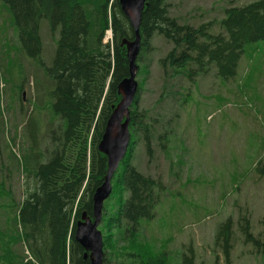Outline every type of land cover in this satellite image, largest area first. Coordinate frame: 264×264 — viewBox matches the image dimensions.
Wrapping results in <instances>:
<instances>
[{"label": "trees", "instance_id": "1", "mask_svg": "<svg viewBox=\"0 0 264 264\" xmlns=\"http://www.w3.org/2000/svg\"><path fill=\"white\" fill-rule=\"evenodd\" d=\"M236 1L229 0L221 20L210 18L195 26L182 23L180 17L173 15L172 0H148L139 30L142 41L136 78L141 79H136L138 92L130 108L131 141L112 178L113 191L104 202L99 226L104 234V264H170L171 256L165 248L171 242L163 239L160 250L162 245L147 242L139 230L143 219L156 216L167 186L162 175L140 171L134 163L136 149L144 145L149 157L154 156L152 143L163 136L171 115L174 120V113L167 112V99L174 95L178 109L185 103H178L185 99L182 94H189L200 77L214 74L230 80L237 74L243 56L252 57L258 51V43L264 42V0L241 5ZM4 2L20 41V55L6 60L11 64L9 75L13 82L21 57L29 56L32 60H24L39 67L44 52V19L53 34L59 31V37L52 64L44 67L46 77L40 79L36 98L42 111L49 109L45 133L49 143L40 146L45 137L40 132L41 117L27 116L23 137L19 124H15L13 137L14 141L22 140V153L19 157L13 152V157L20 171L27 178L33 177V189L27 183L18 200L16 187L11 185L15 172L6 170L5 164L0 167V264H91V257H84L86 250L76 240L75 228L84 215L93 218L94 193L108 172L107 156L99 150V143L108 118L122 98L118 85L130 75L127 45L135 39V32L119 0ZM216 25L222 31L212 33L210 30ZM109 30L112 37L104 42ZM156 34L173 46L160 59L164 84L156 107H152L141 104V96L152 64L145 61V54L155 52ZM16 87L14 84L13 95L22 99L24 90L17 93ZM27 109L21 105L23 117ZM1 131L0 123V134ZM157 145L173 163V136L167 148L160 142ZM257 171L264 176L263 161L258 162ZM243 219L245 239L253 238L250 220ZM232 225L233 219L228 217L219 228L215 243L222 248L228 264L236 242ZM258 241L257 252H264V242L260 237ZM189 251L187 254L184 250L182 264H196L193 245ZM216 255V264H220V256Z\"/></svg>", "mask_w": 264, "mask_h": 264}, {"label": "rangeland", "instance_id": "2", "mask_svg": "<svg viewBox=\"0 0 264 264\" xmlns=\"http://www.w3.org/2000/svg\"><path fill=\"white\" fill-rule=\"evenodd\" d=\"M172 1L173 15L180 17L182 23L190 22L195 26L210 18L221 20L229 2ZM252 1L237 0L236 3L241 5ZM5 4L0 0V167L5 164L6 170L15 172L11 185H15L16 197L21 200L27 183L33 189L34 180L20 171L13 157V152L19 157L22 153V140L14 141L13 137L15 124H19L18 131L23 137L27 116H39L40 132L46 135L49 126L46 111L49 109L42 111L36 98L41 87L40 79L46 77L44 67L52 64L59 31L53 34L48 20L42 21L44 52L39 67L30 62L29 56L21 57L22 63L13 72L16 76L13 82L9 75L11 64L6 60L20 55L17 48L20 41L12 14ZM109 31L104 42L111 37ZM210 31L216 33L222 28L216 25ZM165 41L163 36L156 34L153 39L155 52L145 54V61L152 64L145 76L141 96L144 106L156 107L163 90L164 69L160 67V59L173 46ZM257 46L258 51L252 57L243 56L234 78L223 80L214 74L200 77L197 83L194 81L196 86L190 88L189 94H182L185 99L178 103H185L178 109L174 106V95L166 100L167 112L174 113V120L171 115V122L163 136L158 137V142L167 148L173 136V163L163 155L158 142L152 143L153 157H149L144 145L136 149L134 163L140 171L162 175L167 186L158 203L156 216L143 219L139 230L147 242L157 246L162 245L165 238L171 242L165 248L171 256L170 264H182L183 252L186 250L185 253L189 254L190 245L195 249L196 264H216V254L220 256V264H228L222 248L215 244L219 228L228 217L233 219L232 230L236 235L229 264H264V252L256 250L259 248L258 237L264 242V176L257 171L258 162H264V42ZM14 84H17V93L24 90L22 99L18 94L13 95ZM29 97L33 98L30 102ZM21 105L28 108L25 120ZM49 141L50 138L45 136L40 146L44 147ZM245 217L250 220L255 235L247 240L246 233L241 230ZM159 249L162 250L163 245ZM27 250L25 247L26 254Z\"/></svg>", "mask_w": 264, "mask_h": 264}, {"label": "water", "instance_id": "3", "mask_svg": "<svg viewBox=\"0 0 264 264\" xmlns=\"http://www.w3.org/2000/svg\"><path fill=\"white\" fill-rule=\"evenodd\" d=\"M120 6L128 17L134 32L135 39L128 42L127 56L130 63V75L123 79L119 85V93L122 94L120 102L116 105L113 113L103 131L99 143V150L106 154L108 161V172L104 182L96 189L93 197V218L85 215L76 223V240L85 248L84 257H91V264H104V234L99 228L103 215L104 202L112 193V178L125 158L131 141L129 129L131 105L135 101L138 92V81L136 80L138 64L137 58L140 52L142 36L140 26L142 16L148 0H119ZM127 43V40L124 41Z\"/></svg>", "mask_w": 264, "mask_h": 264}, {"label": "clouds", "instance_id": "4", "mask_svg": "<svg viewBox=\"0 0 264 264\" xmlns=\"http://www.w3.org/2000/svg\"><path fill=\"white\" fill-rule=\"evenodd\" d=\"M110 32V31H109ZM110 34H112L111 32H110ZM111 37H112V35H111Z\"/></svg>", "mask_w": 264, "mask_h": 264}]
</instances>
